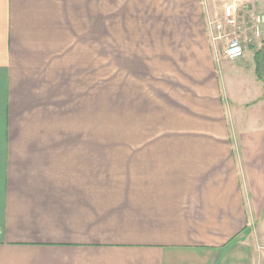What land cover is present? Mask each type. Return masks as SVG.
<instances>
[{
	"label": "crops",
	"instance_id": "0c3cea01",
	"mask_svg": "<svg viewBox=\"0 0 264 264\" xmlns=\"http://www.w3.org/2000/svg\"><path fill=\"white\" fill-rule=\"evenodd\" d=\"M105 4L0 0V264H264V22L241 60L212 29L177 84L155 79L131 113L151 134L93 135ZM228 4L242 33L264 16Z\"/></svg>",
	"mask_w": 264,
	"mask_h": 264
},
{
	"label": "rangeland",
	"instance_id": "374dc122",
	"mask_svg": "<svg viewBox=\"0 0 264 264\" xmlns=\"http://www.w3.org/2000/svg\"><path fill=\"white\" fill-rule=\"evenodd\" d=\"M228 1L106 0L107 45L102 48L106 55H99L98 49L93 47L92 56V134L116 136L154 132V121L151 120L153 123L148 129L147 119L137 122L136 130L133 129V107L142 105L145 110L142 114H149L148 96L159 91L155 90L159 88L155 86V79L157 84L158 81L159 84L168 83V87L177 84L176 74L189 66L183 58L193 54L190 49H195V41L208 39L211 42L212 24L221 19L222 9ZM248 11L256 12V9L251 6ZM245 35L248 36L243 44L245 52L250 51L249 48H260L251 32ZM214 44L211 42V48L216 47L221 59L224 45L221 42ZM257 55L264 69V48H260ZM251 66L245 63L238 67L248 78L255 75ZM257 87L252 86L255 94ZM259 87L262 88V84ZM96 93L106 98L101 109L95 106Z\"/></svg>",
	"mask_w": 264,
	"mask_h": 264
},
{
	"label": "built area",
	"instance_id": "2783aa9c",
	"mask_svg": "<svg viewBox=\"0 0 264 264\" xmlns=\"http://www.w3.org/2000/svg\"><path fill=\"white\" fill-rule=\"evenodd\" d=\"M240 7L237 4L225 5L221 21L214 22L212 29L214 31L213 42L223 43V58L228 62H236L244 57L245 51L243 44L248 40V32L254 39L261 35V25L264 22V16L251 15L252 26L246 28L242 33L239 25ZM243 36L246 37L243 39Z\"/></svg>",
	"mask_w": 264,
	"mask_h": 264
},
{
	"label": "trees",
	"instance_id": "16d2710c",
	"mask_svg": "<svg viewBox=\"0 0 264 264\" xmlns=\"http://www.w3.org/2000/svg\"><path fill=\"white\" fill-rule=\"evenodd\" d=\"M257 74L259 75L260 79H262V78H263V77H262V75L259 73V69H258V72H257Z\"/></svg>",
	"mask_w": 264,
	"mask_h": 264
}]
</instances>
